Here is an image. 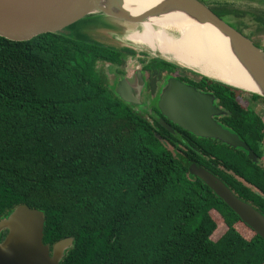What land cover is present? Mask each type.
<instances>
[{
	"label": "trees",
	"instance_id": "trees-1",
	"mask_svg": "<svg viewBox=\"0 0 264 264\" xmlns=\"http://www.w3.org/2000/svg\"><path fill=\"white\" fill-rule=\"evenodd\" d=\"M210 9L247 16L264 34V10ZM136 56L58 34L0 33V218L18 205L40 211L44 245L72 240L58 264H264V241L188 173L203 168L264 216V124L252 107L264 98L249 94L242 106L237 90L198 76L189 83L212 94L216 122L256 161L185 130L184 141H164L172 153L96 68ZM174 68L153 58L142 71Z\"/></svg>",
	"mask_w": 264,
	"mask_h": 264
},
{
	"label": "water",
	"instance_id": "water-1",
	"mask_svg": "<svg viewBox=\"0 0 264 264\" xmlns=\"http://www.w3.org/2000/svg\"><path fill=\"white\" fill-rule=\"evenodd\" d=\"M166 1L180 8L191 20L210 26L228 41L234 56L255 82L250 85L256 88L257 93L209 79L173 62L176 67L237 91L264 98L263 49L255 46L244 34L221 20L204 0ZM258 3L261 5L259 0ZM156 14V11L151 10L131 17L123 9L122 0H0V33L21 38L41 33L58 34L114 47L108 41L99 42L94 35L102 33L109 26L119 27L118 33L124 34L127 30L120 24L138 25L146 17ZM104 19L113 24L104 22ZM89 22L91 30L83 32L85 37L74 34V30L80 24ZM89 32L92 33V37L87 35ZM157 59L170 64L162 57ZM116 94L121 101L131 104V100L125 96L124 89L121 91L120 88L117 89ZM212 101L211 95L200 94L192 87L170 78L160 90L157 107L171 124L196 137L211 138L232 148H239L246 153L250 161L255 162V155L246 144L212 119L213 116L221 114V111L212 105ZM188 173L200 180L238 217L239 221L264 241V216L236 198L219 179L203 168L191 164ZM42 233L43 215L40 211L25 205L11 209L0 218V264H58L71 247V238L56 241L49 248L42 243Z\"/></svg>",
	"mask_w": 264,
	"mask_h": 264
},
{
	"label": "bare ground",
	"instance_id": "bare-ground-1",
	"mask_svg": "<svg viewBox=\"0 0 264 264\" xmlns=\"http://www.w3.org/2000/svg\"><path fill=\"white\" fill-rule=\"evenodd\" d=\"M122 4L131 17L145 11L157 12L138 24L134 43L139 50L155 53L209 79L257 93L250 85L252 77L236 59L228 41L210 26L191 20L166 0H122Z\"/></svg>",
	"mask_w": 264,
	"mask_h": 264
},
{
	"label": "flooded vegetation",
	"instance_id": "flooded-vegetation-1",
	"mask_svg": "<svg viewBox=\"0 0 264 264\" xmlns=\"http://www.w3.org/2000/svg\"><path fill=\"white\" fill-rule=\"evenodd\" d=\"M128 38H130V33L124 36V40L125 41L127 40L126 42H129ZM127 58H131V57H127ZM127 58H125V60L118 66H114V65L106 64L102 62L100 63V65H104L107 73L110 75L109 86L111 88V91L114 93V95L118 96L116 94V90L119 88H120V91L121 89H124L125 96L131 100V104H129L131 111L135 113L143 121L148 122L153 129H155L161 134V137H157V140L160 141L165 147H167L168 145L164 141H168V140L169 141H184L183 137H186V135L183 129L167 121L166 118H164L158 110L157 101H158V96L160 94V90L162 86L165 85V82L168 79L173 78L183 85L192 87L193 89H195L196 92L200 94H206V95H212V94H210L207 91L202 90L200 87H197L189 83L192 81V82H195L196 84V82L198 81V77L196 79H188L185 75H179L177 71L174 72V74H170V75H165L164 73H162L159 77H155V76L149 77L147 73L142 71V66L147 62V60L141 64V67L138 68V70L130 71L129 69H126V66H125V61ZM180 71L182 72L183 70H180ZM138 72H139V75H138ZM104 77L105 79H107L106 76ZM139 99H141L142 101H140ZM132 103H137L138 107H142L146 103L148 105L147 106L148 109H146V111L145 110L139 111L136 109V106L133 105ZM212 105L215 106L214 100L212 102ZM216 118L218 117L217 116L212 117V119L215 122H216ZM166 126L168 129L166 128ZM194 139L215 141L211 138L208 139V138H201V137L200 138L194 137ZM186 140L194 141L189 138H187ZM263 154H264V151H263Z\"/></svg>",
	"mask_w": 264,
	"mask_h": 264
},
{
	"label": "rangeland",
	"instance_id": "rangeland-1",
	"mask_svg": "<svg viewBox=\"0 0 264 264\" xmlns=\"http://www.w3.org/2000/svg\"><path fill=\"white\" fill-rule=\"evenodd\" d=\"M204 2L210 8L214 6H226V7L235 8L239 11H244V12H250L253 10H264V6L263 5L261 6L258 3V0H204ZM219 18L223 20L225 23H227L229 26L235 28L236 30H239L242 34L249 37V39L254 44L257 45V47L264 50V34H254L255 26L247 16L241 17V18L232 17V16H224V17L220 16ZM104 22H107L110 25L113 24L105 19H104ZM89 25H90V22L89 24H84V23L80 24L78 28L74 30V34L85 37V34L83 32L91 30V27ZM120 25L127 30L126 32H124V34L118 33L119 27L109 26L105 31H103L102 33L98 35H94V37L95 39L99 40V42L103 43L104 41H108L116 48L123 47V48H127L129 50L134 51L138 55H142V54L144 55V57L136 56L134 58H127L125 61L126 69H129L130 71H133V70L136 71L138 70V68L141 67V64L144 63V61L151 59V58H157V57L161 58L159 55L155 53L150 54L146 52V50H139L136 47L134 41H135V36H136V30L139 25H125V26L123 24H120ZM81 28H83V30H80ZM110 33H114V34H110ZM128 33H130V38H128L129 42H126L127 40L126 41L124 40V36ZM87 35L91 36L92 33L89 32L87 33ZM169 63H170L169 65H172L175 68L172 69L171 71H164L165 75L174 74V72L177 71L179 75H185L188 79H196L198 77L197 74H194L188 70L176 67L172 61H169ZM96 68L97 70L100 69V74L107 77L108 80L107 79L105 80H106V85L108 84L107 88H109L110 87L109 86L110 75L107 73L106 68L104 67V65H100V63H97ZM180 70H183L184 72L183 71L181 72ZM236 94H237V101L240 103V105L246 106L247 104H249L247 100L249 97L248 96L249 94L244 93L242 91H238V93ZM139 100L142 101L141 99ZM132 104L135 105L136 109L139 111H143V110L146 111V109H148L147 107L148 105L146 103L142 107H138L137 103H132ZM252 107H253V111L261 118L264 124V108L261 105V103H258L257 105H253ZM166 148L173 153V151L170 149L169 146H167ZM262 150L264 151V140L262 142ZM261 161L264 165V160H261ZM213 237H215V234L213 235Z\"/></svg>",
	"mask_w": 264,
	"mask_h": 264
}]
</instances>
